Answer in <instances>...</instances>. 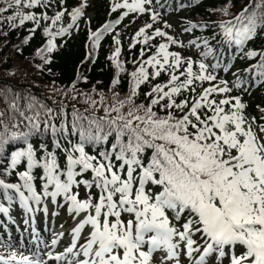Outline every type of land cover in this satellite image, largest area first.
<instances>
[{
    "label": "snow or ice",
    "instance_id": "1",
    "mask_svg": "<svg viewBox=\"0 0 264 264\" xmlns=\"http://www.w3.org/2000/svg\"><path fill=\"white\" fill-rule=\"evenodd\" d=\"M152 3L113 0L112 12L126 9L120 19L89 29L95 51L129 13H151L153 23L139 28L130 47L148 46L140 49L141 58L152 47L155 52L130 73L126 96L113 91L109 103L103 94L99 101L83 94L92 113L85 115L73 105L70 119L63 102L50 107L31 94L13 93L7 109L0 110V159L6 156V145H21L0 170V176L6 173L20 181L0 178L5 199L11 204L14 192L33 221L37 212L48 214L49 204L66 208L74 221L68 245L60 252L55 248L62 231H53L46 243L32 228L36 249L30 254L0 240L5 250L0 251V264H264V107L258 117L250 116L241 97L231 95L233 87L241 88L240 75L233 73V86L220 78L218 70L228 72L232 63L223 64L225 52L213 48L208 38L200 50L197 40L185 45L154 28L160 17L148 7ZM54 4L63 10L52 16L35 11ZM85 7L69 11L66 0H0V25L15 29L32 22L35 27L29 31L34 33L41 21L50 20L43 29L50 39L41 52L52 53L56 37L77 25ZM222 11L230 14L227 7ZM65 16L71 23L53 31ZM218 26L223 42L235 49L232 59L259 57L253 68L264 79V51L246 50L264 33V0H249ZM163 27L172 26L165 21ZM197 27L208 25L189 22L184 31ZM119 37H112L116 47L108 57L116 69L113 90L126 72ZM157 37L166 42L151 44ZM171 45L194 46L200 59L170 51ZM162 74L169 77L167 82L152 84ZM144 84L152 85L143 93L147 103H137ZM10 91L0 89V95ZM70 91L75 92V85ZM100 109L103 115L96 114ZM9 211L0 204V213L7 216Z\"/></svg>",
    "mask_w": 264,
    "mask_h": 264
},
{
    "label": "trees",
    "instance_id": "2",
    "mask_svg": "<svg viewBox=\"0 0 264 264\" xmlns=\"http://www.w3.org/2000/svg\"><path fill=\"white\" fill-rule=\"evenodd\" d=\"M81 1L66 0V6L71 11L73 7H79ZM185 2L189 5V9L183 13L186 14L185 22L187 24L191 22L198 25H208V27L193 29L190 32V36L193 40L201 43L200 50L203 49L202 40L204 38H208L210 45L218 51L223 49L225 56L222 62L227 65L231 61L232 67L228 72H224L222 69L218 70L223 73L220 78L228 80L229 85L233 86L234 84H231V82L236 81V76L233 73L240 75L242 80L241 88L233 87L231 95L240 94L243 102L248 105L247 111L249 114L258 117L260 114L259 109L264 107V79L258 77L253 65L259 62V57L246 60L232 59L236 54L235 49L234 47L230 48L223 42L222 30L218 26L222 21H227L238 14L245 5L249 4V0H185ZM105 3L106 0H92V4L85 1L84 4L89 6V8L85 7V9L91 10L93 16L91 18L81 17L80 19L83 23L77 21V25H74L69 30V33L56 37V48L52 53H48L46 50L41 52L42 49H46L47 41L50 39L43 31L44 26L51 24L50 20L41 21V26L34 33L29 31V29L35 27L32 22H26L24 26H18L15 29L10 28L6 24L0 25V89L11 90L7 95H0V110L7 109L13 93L21 96L31 94L50 107L54 106V102L55 104L63 102L67 105L66 111L69 113L70 119L73 105L85 115L92 113L89 104L84 102L85 96L83 94H88L97 101L103 94L108 98L109 103L111 102L113 91L119 92L121 98L128 94L130 90V73L139 66L141 59H147V55L155 52V48H150L147 55L141 58L139 56L140 49L148 46L138 44L135 48L130 47L132 37L139 28H135L136 20L126 21L124 18L120 24L115 26L112 32L105 35L100 47L93 51L91 41L88 39L89 29L96 31L102 28L105 23L114 21L117 18V16L114 17L117 11L112 12L111 9L108 11ZM63 7L62 5L54 4L51 8H38L35 11L38 14L46 11L49 16H52L55 11L63 10ZM225 7L229 9V15L223 13L222 9ZM68 19L69 16H65L61 21L57 22V25L52 30L56 31L61 26L67 27L69 24L67 22ZM148 31L151 33L152 30ZM116 33L120 34V59L124 61L126 72L121 74V83L113 90L112 81L115 78L116 69L108 57L116 47L112 38ZM29 37L30 39H28ZM26 39L27 42H25ZM158 40L159 37L150 43L158 45ZM161 40H164V38H161ZM200 50L196 49L198 52ZM246 50L264 51V33L249 42L246 45ZM90 52L92 55L89 59L88 54ZM42 56L48 60V63H45V59ZM133 61H137V63H133ZM245 69L250 70L245 71ZM149 71L152 70L149 69ZM168 78L167 74H162L152 81V84L165 83ZM73 85H75V92L70 91ZM151 86V84L141 86V95L137 98V103H147L143 93L150 91ZM65 93H68V95H65ZM72 95H76L77 99H71ZM219 98L222 97H217V99ZM20 103L23 105L24 101H20ZM86 109L87 111H85ZM96 114L103 115V110L100 109ZM18 146L21 145L16 143L5 146L4 152L6 156L4 159H0V170L7 167L5 161L10 162V153L16 150ZM61 163H64L62 157ZM18 170L25 169L18 166ZM40 174L42 175V170ZM0 178H5L6 182H20L18 177L7 176L6 173ZM10 195L14 197L11 204L5 199L3 191L0 190V204L9 207L10 211H12L18 198L15 197L14 192H10ZM54 208L60 213L66 212L69 215L66 208H57L56 206Z\"/></svg>",
    "mask_w": 264,
    "mask_h": 264
},
{
    "label": "rangeland",
    "instance_id": "3",
    "mask_svg": "<svg viewBox=\"0 0 264 264\" xmlns=\"http://www.w3.org/2000/svg\"><path fill=\"white\" fill-rule=\"evenodd\" d=\"M120 2H122V0H120ZM129 3H131V0H129ZM157 3H158V1L153 0V3L151 5H149L148 7L152 10H158L160 12V9L157 7ZM111 7H112V4H111ZM122 10L124 11L125 9H122ZM89 14L91 15L92 13H87V15H89ZM122 14L123 13L117 14L118 19H120ZM133 14H137V13H133ZM129 15L132 16V14H130V13H129ZM69 18H70V16H69ZM151 21H152L151 20V14H149L148 16L145 17V19L143 20V23L144 22L150 23ZM159 21H160V23H164L166 21L168 24H170L172 26L171 27L172 30L175 29V24L169 17L159 19ZM70 22H71V18H70ZM177 39L181 40V37L178 34H177ZM186 49L191 51V52L193 51V47H187ZM196 60H197V58H196ZM81 195L83 196L82 190H81ZM53 212L54 211L52 209H50V207H49V212L47 215H45L43 212H37V213H35L34 221L32 220V218L30 216L29 217L30 218L29 224L25 225L23 223V221L28 218V215H25L24 212L21 213V210L18 207L14 213L16 218H13L10 220L14 226H11L10 228H8V226L5 225L6 233L7 234L11 233L12 236L11 237H9L7 235L2 236L1 235L2 232H0V240H3L7 244H11L12 248H14V249H19V247H21V244L24 245L23 248H31L29 245L36 246V241L34 240V238L31 235L28 234V230H27L29 225L33 224L34 227H32V228L37 229V231L40 233L41 237L45 240L46 243H50L53 231L54 232L65 231V235L62 238L60 244H58L55 248V250H57V248H58L61 251H63L64 247L68 245V242L70 239L69 234H70L72 227L74 226V221H73V219H69V221H68L67 218H63L59 214L53 215L52 214ZM18 222H19V224H21L20 227L18 225ZM63 224H65V225H63ZM61 225H63V227H61ZM1 226H2V223L0 220V228H1ZM31 231H32V229H31ZM31 231H29V232H31ZM41 247H42V245H41ZM31 249H33V248H31ZM35 249H33V251ZM28 250H26L25 252H27ZM185 264H187L186 261H185Z\"/></svg>",
    "mask_w": 264,
    "mask_h": 264
},
{
    "label": "bare ground",
    "instance_id": "4",
    "mask_svg": "<svg viewBox=\"0 0 264 264\" xmlns=\"http://www.w3.org/2000/svg\"><path fill=\"white\" fill-rule=\"evenodd\" d=\"M43 247V246H42ZM28 250V249H27Z\"/></svg>",
    "mask_w": 264,
    "mask_h": 264
}]
</instances>
